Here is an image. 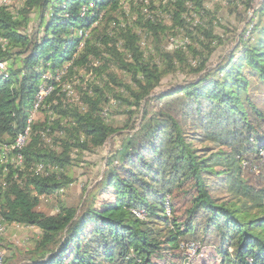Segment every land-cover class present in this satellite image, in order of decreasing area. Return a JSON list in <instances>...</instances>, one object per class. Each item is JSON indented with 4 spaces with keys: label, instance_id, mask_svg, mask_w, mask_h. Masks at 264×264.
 Wrapping results in <instances>:
<instances>
[{
    "label": "trees",
    "instance_id": "trees-1",
    "mask_svg": "<svg viewBox=\"0 0 264 264\" xmlns=\"http://www.w3.org/2000/svg\"><path fill=\"white\" fill-rule=\"evenodd\" d=\"M22 1L15 14L0 5V63L5 64L0 76V152L27 127L41 73H54L64 64H69L65 72L71 76L87 69L89 58L103 60V70L115 62L133 87H125L128 99L114 97L129 107L149 98L153 107L142 109L138 130L116 164L107 163L98 188L86 194L80 208L60 206L55 215L36 209L40 197L70 183L62 173L70 164V150L99 148L116 129L102 119L100 106L106 100L97 87L93 98L83 97V112L50 105L69 119L68 126H60V120L49 127L32 122L24 146L8 155H21L19 167L0 165V223L40 232L27 261L20 264H264V106L259 107L248 90L254 81L264 92V1L248 37L242 35L240 45L211 70L210 46H200L205 55L192 46L164 52L159 39L167 28L156 19L140 17L123 27L113 22L108 15L119 8L120 0ZM188 3L201 9V0H175L171 29L193 38L182 18ZM32 13L38 19L34 35L25 32ZM112 22L116 38L98 29ZM136 26L151 36L152 50L167 71L175 63L186 64L187 55L197 59V67L189 71L198 79L153 95L166 70L153 57L146 59ZM197 31L206 40L216 38L211 29ZM118 42L129 63L117 50ZM110 79L115 84V77ZM56 92L43 105L50 104ZM47 129L66 134L59 153L40 145L39 134ZM39 165L55 172L34 173ZM251 208L256 213L251 214ZM132 210L144 216L138 218ZM189 242L203 253L191 262L180 249Z\"/></svg>",
    "mask_w": 264,
    "mask_h": 264
},
{
    "label": "rangeland",
    "instance_id": "rangeland-1",
    "mask_svg": "<svg viewBox=\"0 0 264 264\" xmlns=\"http://www.w3.org/2000/svg\"><path fill=\"white\" fill-rule=\"evenodd\" d=\"M263 1L201 0V9H196L193 4L188 3L186 5L187 12L184 13L182 18L186 23L188 32L194 36L193 38L186 37L184 30L171 29L172 22L170 17L175 8V0H120L119 8L110 12L108 16L115 20L113 22L119 23L121 27L133 24L140 17L158 20V22L167 28V30H163L164 34L159 39L161 41L160 48L166 53L174 51V46H192L205 55L206 51L200 46H210L213 52L208 60L207 70H211L222 63L228 54L232 53L234 48L240 45L242 35L245 38L248 37V32L252 29L254 22H256L255 13ZM1 4L8 6L11 12L15 14V12L22 8L23 1L8 2L0 0ZM247 4L249 5L247 6ZM29 18L30 22L25 32L34 35L37 32L38 19L33 13L29 15ZM113 22L108 27H106L105 23H101L98 26L99 31L106 30L107 34L113 35L112 37L116 38L118 30L112 25ZM93 26H96V24ZM199 28L211 29L213 36L216 38L211 40L204 39L197 31ZM135 32L139 37L140 48L146 59L148 60L149 57H153V62L161 70H166L159 88L155 89L153 95L166 92L174 85H183L198 79V75L189 71L197 67V59H192L187 55L186 64L175 63L173 70L167 71L164 63L159 61L152 50L153 40L151 36L141 26H136ZM196 40L201 41L203 45L198 44ZM81 45L82 43L79 44L77 51L80 50ZM116 48L125 56L121 42H118ZM102 56L103 58L111 59L107 57L106 53H103ZM237 57L238 54H235V58ZM123 59L125 62H130L127 56ZM89 60L90 65L87 69H79L71 76H67L65 72L69 64H64L57 71L59 78L54 80V83H56L54 90H57V92L50 104H45L41 107L40 111L35 115L33 123H46L49 127L53 121L60 120V126H68L69 119L62 118L55 111H52L50 105L58 107L60 110L74 108L83 112L87 109L83 103V97L93 98L92 89L97 87L102 90L104 99L106 100L100 106L102 119L105 124L115 128L116 133L109 136L104 145L99 148L94 149L90 146L86 149H80L74 147L70 150V164L62 172L70 183L63 190L52 196L40 197V203L36 210L44 215H55L60 206L79 209L85 200L86 194L98 188V184L107 171V163L111 161L113 164H116V160H119L121 153H123V147L138 130L141 124L142 109L145 107L151 109L153 107V103L149 98L142 100L137 107H129L127 104L121 103L114 96L120 95L125 99L129 98V93L125 87H133L130 76L121 70L115 62L106 63V67L103 70V60L95 58H89ZM95 68H100L103 71L98 73L92 70ZM44 72L48 73L50 77L54 75L50 70H45ZM242 72L246 74L244 69ZM110 75L115 77V84L111 82ZM118 84H121V86ZM254 86L255 82L253 81L248 87L249 96L251 98L254 97L257 105L263 108L264 92L261 88L258 89ZM134 89L136 88L134 87ZM39 136L40 145L57 153L61 151L60 143L66 139V134L56 129L53 131L47 129L41 132ZM80 140L82 141V138ZM196 146L202 147L199 144H196ZM9 163L18 167L21 164L11 161ZM52 170L48 167L47 170H43L40 174L54 173L55 169ZM32 171L38 173L36 172V167ZM245 175L248 176V172ZM248 178L252 179L250 176ZM242 202L244 201L235 204L241 208ZM250 206L247 204V207ZM248 211L251 214L256 213V210L253 208ZM176 215L180 220L184 219L179 209H177ZM39 237L40 232L37 228L5 223V231L0 234V257H2V264L25 263L28 259V252L34 248L35 242ZM192 251L197 253L200 249L196 245ZM200 253L203 254L201 251Z\"/></svg>",
    "mask_w": 264,
    "mask_h": 264
},
{
    "label": "built area",
    "instance_id": "built-area-1",
    "mask_svg": "<svg viewBox=\"0 0 264 264\" xmlns=\"http://www.w3.org/2000/svg\"><path fill=\"white\" fill-rule=\"evenodd\" d=\"M0 43L2 44V46H4V42H2L0 40ZM173 49H175V50L176 49H183L184 50L185 46H174ZM4 68H5V64L0 63V76H2L4 74ZM53 74L54 75L52 77H50V75L46 72L41 73L40 83L38 84L36 93L33 97L32 102H31L29 113L27 116V127L25 128L23 134L19 135L16 138L15 143L12 146L2 147V151L0 152V165H5V164L9 163V161L15 162V163L16 162L21 163V155L20 154H16L12 158H9L8 155L15 149L18 151L21 150V148L24 146L25 141L29 135L30 126H31V124L35 118V115L38 113V111H40V109L43 106L47 97H49L54 91V85L56 84V83H54V80H57L59 77L57 76L58 75L57 71H55ZM43 170H44V168L40 165L37 166V168H36V172H38V173H42ZM262 205L264 207V195L262 197ZM132 212L138 218H142L144 216L143 212H138L135 210H132ZM165 212L167 215H169L168 207L166 208ZM1 220L2 219L0 217V221ZM4 229H5L4 226L0 223V234H2L5 231ZM196 245L200 249V246L194 242H189V243H185V244L180 245V249L183 251L184 255L187 257L188 262H191V261L195 260L197 257L201 256V254H199L200 251H197V253L195 251H192V249H194ZM185 250H186V252H185ZM0 264H2V257H0Z\"/></svg>",
    "mask_w": 264,
    "mask_h": 264
}]
</instances>
